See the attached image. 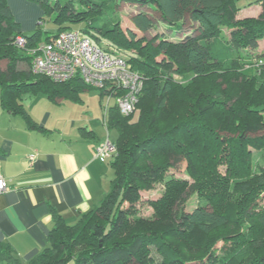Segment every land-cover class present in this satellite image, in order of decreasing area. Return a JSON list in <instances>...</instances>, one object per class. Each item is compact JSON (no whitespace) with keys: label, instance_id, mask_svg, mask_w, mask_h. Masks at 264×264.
<instances>
[{"label":"trees","instance_id":"1","mask_svg":"<svg viewBox=\"0 0 264 264\" xmlns=\"http://www.w3.org/2000/svg\"><path fill=\"white\" fill-rule=\"evenodd\" d=\"M37 1L55 33L43 36L41 17L38 29L27 34L8 0H0L5 111L44 130L30 119L25 93L53 99L91 89L78 76L57 83L32 65V49L75 23H86L75 30L95 45L124 56L144 86L133 113L123 115L113 104L106 115L118 148L110 191L75 223L53 211L47 246L28 261L0 240V264H264V51L248 50L264 38V0L257 1L259 15L242 18L240 0H124L142 6L131 22L143 34L159 22L180 25L178 39L158 33L146 44L120 19H90L102 10L101 1L88 9L74 7L73 0ZM188 21L191 30H182ZM18 35L26 48L16 44ZM181 163L191 180L168 176ZM162 179V195L149 201L152 214L140 215L134 204L141 192ZM194 194L198 204L187 210Z\"/></svg>","mask_w":264,"mask_h":264},{"label":"crops","instance_id":"2","mask_svg":"<svg viewBox=\"0 0 264 264\" xmlns=\"http://www.w3.org/2000/svg\"><path fill=\"white\" fill-rule=\"evenodd\" d=\"M18 1L30 8L27 20L21 23L22 30L35 29L42 7ZM10 2L16 19L17 2ZM255 6V13L261 12L258 4L248 8L244 5L240 11L247 10L244 17L257 16L248 10ZM91 89L80 88L65 98L28 100L24 96L30 119L44 130L29 128L23 116L5 111L0 103V171L9 182L8 190L0 194V240L11 244L24 261L47 246L53 211L75 223L81 213L90 211L110 191L115 176L111 160L94 156L99 142L107 137L112 140L98 106L95 113L83 109L78 115L76 111L66 115L55 110L64 103L82 100L80 93ZM33 155L36 158L31 160Z\"/></svg>","mask_w":264,"mask_h":264},{"label":"built area","instance_id":"3","mask_svg":"<svg viewBox=\"0 0 264 264\" xmlns=\"http://www.w3.org/2000/svg\"><path fill=\"white\" fill-rule=\"evenodd\" d=\"M15 42L19 48H26L23 35H18ZM31 51L35 53L32 61L35 72L57 83L78 76L88 87L99 90L105 97L103 107L106 115L113 104L123 115L135 111L144 77L133 70L124 56L101 49L75 29L62 31ZM117 153L116 143L107 137L96 145L94 156L99 160H111ZM35 158V155L31 156V160ZM8 188L9 182L0 171V194Z\"/></svg>","mask_w":264,"mask_h":264},{"label":"rangeland","instance_id":"4","mask_svg":"<svg viewBox=\"0 0 264 264\" xmlns=\"http://www.w3.org/2000/svg\"><path fill=\"white\" fill-rule=\"evenodd\" d=\"M8 1H9V3H11L10 2L11 0H8ZM27 1L29 3H31V5L41 7L37 0H27ZM52 1H54V0H49V2H52ZM62 1H64V0H62ZM95 1H97V2L101 1L103 4V7H102V10L100 11V13H95L94 11H92L90 13V15H91L90 19L95 18V16H99L100 21L103 24L110 23V22H113L114 20L120 19L121 25L124 29H127V28H131L133 30L135 29V32L138 35L139 41H140V39H143V44H146V42L148 40H151V38L154 37L158 33L164 34L168 38H172V39H178L182 35V32H180V29H179L180 25L179 26L169 25V24H163L160 22L152 30L143 34L140 31H138L131 22L132 15L135 12H137L138 10H141L142 6H140L139 4H133V3L126 2L124 0H95ZM257 1L258 0H240L239 5L241 6V8H244V5L247 8L249 7V5H252V6H254V4L260 5L259 3H257ZM16 2H17V4L15 5L16 20L20 21V23H22V25H23V21L27 20V16L30 13V8L27 7L26 2L20 3L18 0H16ZM73 2H74V7H76V8H87V9L90 8V5H92L94 3L93 0H73ZM41 9L43 10V8H41ZM257 9L258 8L255 6L253 8L248 9V10H250V12L252 14H256L255 12ZM240 10L238 11L239 13L237 15L240 16V18H242V17H244V12L246 13L247 10L246 9L242 10V11H240ZM31 13H33V12L31 11ZM259 13L260 12H257L256 15H259ZM41 17H44L46 20L44 25L41 26L43 36L46 35V31H48L50 33H55L57 30V26L54 23V21L51 19V17H49V15H47V13L44 12V10L41 14ZM28 22L30 24L34 23L31 20H29ZM189 24H190V22L188 21L187 24L184 25V28L182 30H184V29L189 30L191 28L189 26ZM85 25H86L85 22L84 23H78V24L75 23V24H73V27L75 29H80V28L85 27ZM36 29H38V26H37V28L35 27V30ZM35 30L32 29L30 31H27L26 33L32 34ZM194 33H195V31H194ZM113 49H115L116 51H118L120 53L124 52L125 54H127L126 51L123 49H118L115 47H113ZM248 50L253 55H255V53H257V52L264 51V38L259 40V45H258L257 49H251L248 47ZM157 58L161 61L163 56L159 55ZM247 63H249V62H247ZM5 64L6 63L3 62V64H2L3 67H5ZM25 65H26L25 63H19V69L20 70L25 69ZM172 76H173L174 80H177V81L183 80V79H181V75L173 74ZM0 95H1V88H0ZM25 97L28 100L31 98H34L35 100H37L39 97L43 99V97L46 98L48 96L44 92H42V93H40V92L39 93L29 92V94L25 95ZM80 97L82 100H75V101H71L69 103H64L66 105H64L62 107H55V110L59 111V112H63L66 115L69 114L70 111L71 112L73 111V113L76 111V115H78L79 111L82 112L83 109L87 110L89 112L95 113V105H97L99 108L98 110L100 113L101 120H104V118H106V112H105L104 107H103L105 97L102 96V94L99 90L91 89V90L82 91L80 93ZM113 102H114V100H113ZM96 113H97V111H96ZM106 132H107V129H106ZM110 133L112 135V140H113L115 135L117 134V131L115 129H110ZM113 141H115V140H113ZM259 170L260 169L258 168V171ZM170 175H174V176L179 177V178H188V180L192 179L191 176H188V174L186 173V164L185 163H181L179 166L170 169L168 172V176H170ZM164 188H165V179L164 180L162 179L158 183H156L153 186V188H151L150 190H146V191L141 192L142 195H141L140 200L134 204V206L137 208L140 215L150 216L152 214L153 206L149 203V201L158 199L162 195ZM263 196H264V194H263ZM262 203H264V197H263ZM196 204H198V198L194 194L187 201L186 209L191 210ZM221 246H222V242H220L217 245L218 248H220ZM216 251L218 252V249Z\"/></svg>","mask_w":264,"mask_h":264}]
</instances>
